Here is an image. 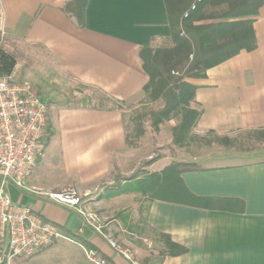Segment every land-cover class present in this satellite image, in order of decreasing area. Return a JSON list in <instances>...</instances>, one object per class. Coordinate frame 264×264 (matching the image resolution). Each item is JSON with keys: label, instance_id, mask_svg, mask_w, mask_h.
<instances>
[{"label": "crops", "instance_id": "1", "mask_svg": "<svg viewBox=\"0 0 264 264\" xmlns=\"http://www.w3.org/2000/svg\"><path fill=\"white\" fill-rule=\"evenodd\" d=\"M65 2L0 0L8 35L3 50L14 49L25 59L36 61L39 49L44 54L39 65L51 76L30 82L27 77L34 70L22 62L14 68L20 79L45 98L48 107L44 151L26 187L75 189L87 196L102 217L116 218L125 209L119 212L113 204L137 201L105 196L116 176H129L138 167L137 147L126 145L124 112L81 104L71 107L77 99L66 98L61 92L70 93L78 85L126 106L139 103L148 83L139 51L172 48L166 7L164 0H89L85 27L78 28L62 12ZM253 30L254 51L241 52L209 69L204 79L188 80L197 87L191 107L201 112L195 135L264 129V1ZM218 148V157L227 164L181 173L174 182L198 198L242 203V211L234 204L221 211L160 198L148 200L143 213L145 227L168 235L187 253L162 260L151 257L147 264H264V155ZM200 159L184 163L202 165ZM140 180L137 176L133 182ZM7 191L13 203L32 208L72 241L58 240L31 257L13 259H8L7 246L0 245V264H89L78 238L110 264H131L83 227L73 212L11 186ZM110 232L107 226L111 238ZM123 249L136 264L148 258L139 251Z\"/></svg>", "mask_w": 264, "mask_h": 264}, {"label": "trees", "instance_id": "2", "mask_svg": "<svg viewBox=\"0 0 264 264\" xmlns=\"http://www.w3.org/2000/svg\"><path fill=\"white\" fill-rule=\"evenodd\" d=\"M264 0H164L168 27L172 39V48L164 50L141 49L139 59L148 83L143 88L144 100L148 103H161V106L148 115L156 131L165 122L175 121L172 136L174 145L185 141L201 143L205 148L222 147L236 152H250L253 143H264V129L244 132L246 135L229 139L219 133L209 131L204 136L193 133L198 124L201 112L192 109L197 87L188 80H199L206 77V72L240 54L256 49L253 23ZM89 0H66L62 12L74 20L78 28L85 27L86 10ZM195 4V9L191 10ZM187 15V16H186ZM25 59L20 52L0 50V76H9L15 66ZM91 102L93 109L121 110L124 112L125 140L128 147H137V140L143 136V126L139 118L126 120L123 103H116L108 98L94 94ZM71 107L79 106L72 102ZM132 125L133 135L128 129ZM243 133V132H238ZM202 165L178 163L166 169L163 174L144 181L142 190L150 193L169 195L167 198L180 204L210 210L226 211L230 205L242 203L234 200L198 198L179 182V174L202 170ZM153 197L152 199H158ZM148 232L160 243L158 257H178L187 253V249L175 244L168 235L158 233L149 227ZM78 241L87 249L92 246L81 239ZM152 257V256H151ZM145 259L147 264L151 259Z\"/></svg>", "mask_w": 264, "mask_h": 264}, {"label": "built area", "instance_id": "3", "mask_svg": "<svg viewBox=\"0 0 264 264\" xmlns=\"http://www.w3.org/2000/svg\"><path fill=\"white\" fill-rule=\"evenodd\" d=\"M200 2L196 0V3ZM194 9L195 4L191 10ZM7 42L4 13L0 7V50ZM47 121V104L30 83L17 78L15 71L9 76H0V245L7 246L8 259L31 257L58 240L72 241L32 208L13 203L7 191L11 186L73 212L83 227L104 239L124 260L136 264L128 251L107 236L105 219L86 195L72 188L40 191L26 187L44 151ZM82 248L89 264H110L97 252Z\"/></svg>", "mask_w": 264, "mask_h": 264}, {"label": "rangeland", "instance_id": "4", "mask_svg": "<svg viewBox=\"0 0 264 264\" xmlns=\"http://www.w3.org/2000/svg\"><path fill=\"white\" fill-rule=\"evenodd\" d=\"M36 52L38 58L41 60L37 59L35 61L34 59L26 58L21 61L27 64L26 67L28 69L31 68L34 70L30 75L28 73L29 76L27 78H31L30 82H38L40 78H43V80H45V78L51 79V76L45 74L42 66L39 65L42 63L41 57L44 56V54L41 53L39 49L36 50ZM15 72L16 77L20 78L19 72L17 70ZM61 93H64L66 98L70 96L72 99H77L76 101L82 106H92L93 102H91V99L94 98L93 96L95 94L94 91L90 89L87 90L78 85H74L70 93H68V91H62ZM42 99L46 102L44 97H42ZM76 101L73 102L76 103ZM160 106V102L150 104L144 99L135 105L126 106V120L131 117L139 118L143 126V136L137 140V149L134 151L138 167L132 174H129V176H116L114 184L106 188L105 196H108V198L113 196L112 199L115 197L116 199H137V201L135 203L129 201L123 203V201H119V204H113L119 207V212L122 211V208L125 209L116 216L118 219L121 217L119 220L116 218L106 219L103 217L108 225V229L111 231V238L117 245L122 248L126 247L131 250L139 251L148 258L151 256L158 258L160 243L155 241V238H153L144 225L143 213L146 207L145 203L153 197L167 198L169 195L166 196V194L162 193L143 191L142 186L144 185V181L163 174L167 168L178 164L179 161L181 163L189 162L194 157L201 158L199 161L203 163L202 166L207 167L225 165L228 163V161L221 160V158L218 157L217 151L221 150H218V146L205 148L201 143L190 140L185 141L182 145H174L172 130L177 124L175 121L163 123L156 131L151 125L148 114L157 110ZM128 132L130 135H133L132 125H130ZM245 135L246 134L243 132L224 136L233 140ZM250 149L252 155H264V143H253ZM225 151L229 150L225 149ZM164 164L168 165L164 169H161L160 167ZM152 167L155 171L151 170ZM137 176L142 177L139 183L133 182V179ZM141 199H145V201Z\"/></svg>", "mask_w": 264, "mask_h": 264}]
</instances>
